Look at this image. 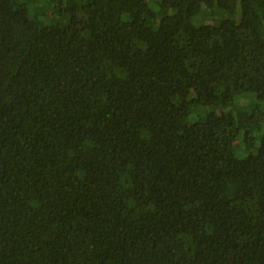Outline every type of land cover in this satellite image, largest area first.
<instances>
[{"label":"trees","instance_id":"obj_1","mask_svg":"<svg viewBox=\"0 0 264 264\" xmlns=\"http://www.w3.org/2000/svg\"><path fill=\"white\" fill-rule=\"evenodd\" d=\"M0 0V264H264V0Z\"/></svg>","mask_w":264,"mask_h":264},{"label":"rangeland","instance_id":"obj_2","mask_svg":"<svg viewBox=\"0 0 264 264\" xmlns=\"http://www.w3.org/2000/svg\"><path fill=\"white\" fill-rule=\"evenodd\" d=\"M47 2H48V7L46 10V16L42 19L41 23H42V27H43V31L45 35L49 36L51 32L54 30L53 28H56V27L64 28L66 27V25H64L63 23H58V22L51 23L50 18L52 16H57L58 13L60 14L61 4L53 0H47Z\"/></svg>","mask_w":264,"mask_h":264}]
</instances>
